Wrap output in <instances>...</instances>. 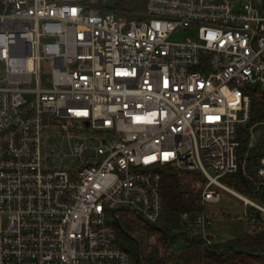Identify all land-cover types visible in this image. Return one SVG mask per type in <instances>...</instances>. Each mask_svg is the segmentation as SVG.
<instances>
[{
    "label": "built area",
    "instance_id": "built-area-1",
    "mask_svg": "<svg viewBox=\"0 0 264 264\" xmlns=\"http://www.w3.org/2000/svg\"><path fill=\"white\" fill-rule=\"evenodd\" d=\"M251 84L264 0H0V264H136L117 221L161 223L167 171L195 176L204 209L181 217L208 245L220 190L264 223V146L255 196L225 181Z\"/></svg>",
    "mask_w": 264,
    "mask_h": 264
},
{
    "label": "trees",
    "instance_id": "trees-1",
    "mask_svg": "<svg viewBox=\"0 0 264 264\" xmlns=\"http://www.w3.org/2000/svg\"><path fill=\"white\" fill-rule=\"evenodd\" d=\"M142 5L143 0H118L116 3V6L127 15L133 14ZM258 129L264 130V90L261 88L253 90L251 122L241 128L239 133L240 157L244 171L240 170L225 178L228 184L248 195H253L254 190L252 166L255 157L264 146L263 138L258 146L250 148L251 136ZM246 154L248 156L245 159ZM194 177V175H179L171 171L165 172L162 222L156 225L144 221L131 212H122L117 221L119 244L132 254L136 264H264L262 221L252 226V232L241 237L220 239L213 233L209 237L211 240L209 245L201 234L195 232L189 237L186 233L185 247L178 252L173 251L172 245L180 233H172L185 227L182 214L184 212L196 214L204 209L196 204L200 186L192 185ZM143 232L155 239L154 243H158L159 247H153L149 251L144 249L143 239L140 236ZM226 240L231 241L230 244L221 245Z\"/></svg>",
    "mask_w": 264,
    "mask_h": 264
},
{
    "label": "rangeland",
    "instance_id": "rangeland-1",
    "mask_svg": "<svg viewBox=\"0 0 264 264\" xmlns=\"http://www.w3.org/2000/svg\"><path fill=\"white\" fill-rule=\"evenodd\" d=\"M105 2V4L109 7L116 6L118 0H101ZM250 87L252 89H257V84H251ZM263 129V128H262ZM258 129L256 130L250 140V148L258 146V144L264 138V130ZM221 192V200L218 203L207 204L205 206V212L212 218L211 227H218L220 231L216 233L217 238L220 239H231L234 237H241L247 234L248 232H252V224L250 221L244 217L245 206L243 202L226 190H220ZM264 216V215H263ZM156 225H160V223H153ZM180 233L175 238L174 243L172 245V249L174 252H178L185 247V238L186 233L187 236L192 237L194 235V229H188L186 226L181 229L175 230L172 234ZM143 239L144 249L147 251L159 247L158 243H154L155 239L149 237L147 233L143 232L140 234ZM231 241H227L221 243V245L230 244ZM174 256V255H173ZM172 256V257H173ZM171 263V262H170Z\"/></svg>",
    "mask_w": 264,
    "mask_h": 264
},
{
    "label": "crops",
    "instance_id": "crops-1",
    "mask_svg": "<svg viewBox=\"0 0 264 264\" xmlns=\"http://www.w3.org/2000/svg\"><path fill=\"white\" fill-rule=\"evenodd\" d=\"M212 228V231L216 234L218 233V231H220V229H218V227H211ZM249 233V232H248Z\"/></svg>",
    "mask_w": 264,
    "mask_h": 264
}]
</instances>
